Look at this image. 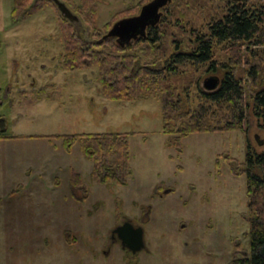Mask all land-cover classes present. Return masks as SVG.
<instances>
[{
  "label": "rangeland",
  "instance_id": "1",
  "mask_svg": "<svg viewBox=\"0 0 264 264\" xmlns=\"http://www.w3.org/2000/svg\"><path fill=\"white\" fill-rule=\"evenodd\" d=\"M61 1L75 14L73 5L96 3V25L104 34L107 24L133 12L118 15L151 0ZM229 1L173 0L160 22L164 47L169 53L176 42L191 48L195 34H208ZM253 3L264 0L248 2ZM14 5V0H0V136H10L0 138V264H129L122 248L110 242L117 211L135 218L149 215L142 226L151 254L141 253L140 264H232L249 256L242 163L249 143L264 151V124L253 110L248 111L246 133L192 134L179 152L163 133L159 101L108 99L96 68L64 69L62 15L56 5L49 3L16 24ZM77 15L83 22L80 32L89 37L90 27ZM260 49L249 42L218 43L215 55L235 65L237 76L252 87L250 66H259L264 74ZM208 67H187L172 79L181 91L191 87L182 92L183 112L204 103L194 82L220 76ZM83 133L131 134L133 175L127 186L99 184L80 144L68 152L63 139L44 137ZM228 155L241 166L236 173ZM74 175L81 185L73 184ZM69 235L77 242L70 243Z\"/></svg>",
  "mask_w": 264,
  "mask_h": 264
},
{
  "label": "trees",
  "instance_id": "2",
  "mask_svg": "<svg viewBox=\"0 0 264 264\" xmlns=\"http://www.w3.org/2000/svg\"><path fill=\"white\" fill-rule=\"evenodd\" d=\"M14 2L12 21L15 24L32 17L49 3L55 5L52 0ZM248 2L250 0L229 1L225 14L210 24L208 34H195L191 48H184L176 42L175 50L170 53L162 43L166 33L161 29L160 23L150 27L146 37H141L124 48L115 38L99 44L98 41L111 29L113 22L106 25L109 30L102 34L96 25L97 4H85L82 8L73 5L76 13L80 14L90 27L91 34L89 37L84 36L78 25L60 17L62 66L66 71L96 68L101 90L108 99L130 102L149 99L159 101L164 122L163 133L171 136L170 145L179 152L183 149V139L192 134L232 131L246 133L250 109L264 124V82L260 81L264 75L263 71L259 66H250L248 76L253 85L250 87L248 81L237 76L235 65L216 59L215 45L249 42L254 46L263 47L260 50L264 51V4ZM142 5L134 6L118 16L132 12L129 16L136 15ZM79 18L81 19L80 16ZM122 18L125 17L118 18L114 23ZM207 65L209 72L221 73V77L216 76L219 79L218 86L209 91L204 88V81L202 84L201 80L194 82V86L200 87L199 95L204 103L183 112L182 92L186 94L191 87L181 91L172 79L179 78L187 67L199 68ZM248 91L252 93L249 96ZM179 121H182L180 125ZM130 136V133H83L44 137L63 139L68 152H71L76 144H80L86 158L94 164L92 177L99 184L127 186L129 178L133 175ZM0 138L10 136L3 134ZM228 156L226 159L232 166V171L236 173L237 168L241 166L236 159ZM242 164L245 167L242 173L247 175V220L251 254L234 259L232 264H264V258L259 253L264 244V151L257 152L249 143L245 162ZM73 184L81 185V178L74 175Z\"/></svg>",
  "mask_w": 264,
  "mask_h": 264
},
{
  "label": "water",
  "instance_id": "3",
  "mask_svg": "<svg viewBox=\"0 0 264 264\" xmlns=\"http://www.w3.org/2000/svg\"><path fill=\"white\" fill-rule=\"evenodd\" d=\"M58 10L60 11L62 17L69 20L75 25L82 24L81 19L77 14H75L65 2L61 0H52ZM235 2H242L244 0H231ZM173 0H151L146 3L141 11L130 17L122 18L117 21L111 29L98 41L99 44H102L104 41L115 38L117 43L121 47H125L133 41H137L141 37L147 36V31L150 27L157 26L163 17V10L167 8ZM219 84V79L216 77H208L204 80V88L206 90L212 91L216 89ZM138 249H141L144 246L143 241V231L139 230L138 233ZM260 255L264 258V244L259 249Z\"/></svg>",
  "mask_w": 264,
  "mask_h": 264
},
{
  "label": "flooded vegetation",
  "instance_id": "4",
  "mask_svg": "<svg viewBox=\"0 0 264 264\" xmlns=\"http://www.w3.org/2000/svg\"><path fill=\"white\" fill-rule=\"evenodd\" d=\"M36 80L34 79L32 82V87H35ZM10 88L7 87L5 98H7L9 95ZM2 90L0 89V94ZM147 215V220L149 219V215L145 212L143 214L142 218H135V216L131 215H125L121 213L120 211H117L116 217H115V223L111 229L110 232V242L112 245H119L122 250L125 252V256L129 260V264H140V254L143 252H146V254H151V250L149 247H147L146 242V232L145 228L142 226V223H144L145 216ZM140 231H143V241L144 246L141 249H138V233ZM68 240L70 243H76L77 240L75 238H72V236H68Z\"/></svg>",
  "mask_w": 264,
  "mask_h": 264
}]
</instances>
